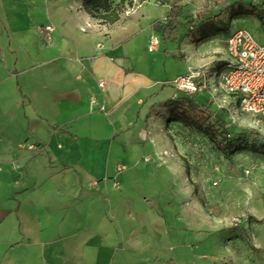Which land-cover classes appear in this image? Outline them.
<instances>
[{"label": "crops", "instance_id": "0c3cea01", "mask_svg": "<svg viewBox=\"0 0 264 264\" xmlns=\"http://www.w3.org/2000/svg\"><path fill=\"white\" fill-rule=\"evenodd\" d=\"M23 1L19 41H0V111L11 116L0 120V264H132L119 259L134 248L129 238L165 222L145 196L144 165L180 184L178 152L166 132L174 122L168 104L187 93L175 80L210 62L220 69L225 37L222 44L217 36L158 38L150 48L156 34L138 18L101 23L83 0L62 14ZM38 14L51 30L36 26ZM24 31L44 41H25ZM175 58L183 70L174 72ZM25 139L40 153L19 150Z\"/></svg>", "mask_w": 264, "mask_h": 264}, {"label": "rangeland", "instance_id": "374dc122", "mask_svg": "<svg viewBox=\"0 0 264 264\" xmlns=\"http://www.w3.org/2000/svg\"><path fill=\"white\" fill-rule=\"evenodd\" d=\"M15 1L21 3L19 8L14 7ZM34 1L37 5L46 3L44 6L51 7L54 14H62L63 6L81 2L52 0V5L48 3L50 0ZM259 1L262 0H181L182 23L203 20L181 27L182 35L177 41L182 43L185 37L197 41L205 21L227 28L214 35L219 40L218 44L223 43V38L231 30L239 28L248 30L260 43H264V24L255 14L233 17L241 3L247 7L254 4L263 8ZM25 4L23 0H0V41H19L16 39L18 23L22 20ZM171 4L170 0H131L120 18H138L142 26L151 24V30L162 44L174 43L165 41L161 31L155 30L153 25L155 21H166ZM43 19L45 15L38 14L34 21L36 26L46 28ZM42 32L43 29L40 30ZM24 33L25 41H44L40 33ZM134 41H141V37H134ZM182 48L180 45L179 53L184 57L186 50L182 52ZM175 59L174 72L183 70L184 61ZM213 65L210 62L188 70L206 72L200 79L198 98L220 114L223 125L236 142H249L254 133L264 138V123L242 112L238 102L219 87L215 74L219 68L217 63L216 67ZM169 85H173L172 82ZM8 112L0 111V120L11 117ZM8 128L12 130V127ZM166 132L175 141L178 152L181 174L177 181L180 184L177 189L169 173L162 170L152 173L151 168L144 165V188L149 189L145 196L151 200L152 206L155 205L158 214H163L165 222L154 221L148 227H140L129 241L134 245L141 243L146 251H138L140 247L132 244L134 248L120 252V261L132 264H264V155L245 150L226 156L205 133L176 120L168 123ZM26 142V139L21 142L18 149L29 155L40 153L28 152L24 148ZM154 190L155 195H152ZM164 235L171 237L167 244L161 242ZM152 242L159 249L149 250Z\"/></svg>", "mask_w": 264, "mask_h": 264}, {"label": "trees", "instance_id": "16d2710c", "mask_svg": "<svg viewBox=\"0 0 264 264\" xmlns=\"http://www.w3.org/2000/svg\"><path fill=\"white\" fill-rule=\"evenodd\" d=\"M171 7L167 13L166 21L163 23L161 30L162 37L165 41L176 42L181 37V27L189 24H196L202 20L193 19L190 22H181V13L183 6L181 0H170ZM127 2L131 0H84V9L101 23L112 24L120 19L121 13ZM253 13L262 22L264 20V10L259 5L239 4L233 13V17L240 14ZM201 26L198 41L210 38L222 30L227 29L223 25L205 23ZM156 21L153 23V25ZM168 112L172 120H176L188 127L198 129L205 133L210 140L214 141L226 155L230 156L239 151H251L264 155V138L258 133H254L251 141L236 142L230 137L229 130L223 125L220 114H217L209 104L199 99L197 93L187 92L185 96L168 104Z\"/></svg>", "mask_w": 264, "mask_h": 264}, {"label": "built area", "instance_id": "2783aa9c", "mask_svg": "<svg viewBox=\"0 0 264 264\" xmlns=\"http://www.w3.org/2000/svg\"><path fill=\"white\" fill-rule=\"evenodd\" d=\"M261 2L264 10V0ZM264 24V20H263ZM51 30L52 26L47 25ZM150 48L158 42L153 35ZM226 50L222 58V67L215 71L219 87L238 102L239 109L256 117L264 123V43H260L248 30H231L225 36ZM211 73V72H210ZM206 72L188 71L175 80L179 90L197 93L201 88V77ZM103 86V82H100ZM24 148L38 152L40 145L26 142Z\"/></svg>", "mask_w": 264, "mask_h": 264}, {"label": "water", "instance_id": "95a60500", "mask_svg": "<svg viewBox=\"0 0 264 264\" xmlns=\"http://www.w3.org/2000/svg\"><path fill=\"white\" fill-rule=\"evenodd\" d=\"M155 30L161 31L163 28V23L162 22H157L154 24Z\"/></svg>", "mask_w": 264, "mask_h": 264}]
</instances>
